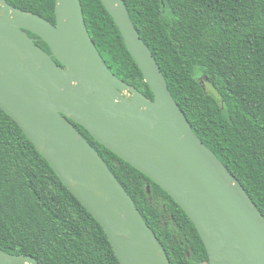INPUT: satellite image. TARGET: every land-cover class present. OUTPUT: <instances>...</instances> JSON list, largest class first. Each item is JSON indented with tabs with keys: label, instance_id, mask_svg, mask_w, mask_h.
Returning a JSON list of instances; mask_svg holds the SVG:
<instances>
[{
	"label": "water",
	"instance_id": "obj_1",
	"mask_svg": "<svg viewBox=\"0 0 264 264\" xmlns=\"http://www.w3.org/2000/svg\"><path fill=\"white\" fill-rule=\"evenodd\" d=\"M100 1L154 99L108 67L88 31L81 0H56L55 25L0 0V108L102 226L121 264L171 262L131 196L74 123L182 208L210 264H264V216L192 129L125 1ZM26 31L39 36L51 54ZM0 264L40 263L0 249Z\"/></svg>",
	"mask_w": 264,
	"mask_h": 264
},
{
	"label": "trees",
	"instance_id": "obj_2",
	"mask_svg": "<svg viewBox=\"0 0 264 264\" xmlns=\"http://www.w3.org/2000/svg\"><path fill=\"white\" fill-rule=\"evenodd\" d=\"M56 24V0H5ZM192 129L264 216V0H124ZM104 61L154 96L100 0H81ZM46 52L49 46L26 31ZM74 123V122H73ZM118 178L171 264H210L197 229L156 183L75 124ZM0 249L40 264H121L98 221L0 108Z\"/></svg>",
	"mask_w": 264,
	"mask_h": 264
}]
</instances>
